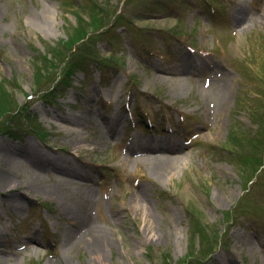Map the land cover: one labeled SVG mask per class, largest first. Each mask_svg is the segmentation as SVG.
<instances>
[{
	"label": "rangeland",
	"instance_id": "374dc122",
	"mask_svg": "<svg viewBox=\"0 0 264 264\" xmlns=\"http://www.w3.org/2000/svg\"><path fill=\"white\" fill-rule=\"evenodd\" d=\"M180 2L0 0V86L20 107L0 146L53 148L74 173L30 183L18 167L26 197L0 200V264H264V0ZM81 107L111 119L101 140L103 122L57 119ZM242 133L259 141L253 168Z\"/></svg>",
	"mask_w": 264,
	"mask_h": 264
},
{
	"label": "bare ground",
	"instance_id": "6f19581e",
	"mask_svg": "<svg viewBox=\"0 0 264 264\" xmlns=\"http://www.w3.org/2000/svg\"><path fill=\"white\" fill-rule=\"evenodd\" d=\"M236 12H241V9H238ZM242 13V12H241ZM247 16L238 17L239 18V25H242L245 23V18ZM259 17V16H257ZM248 19V18H247ZM244 20V21H243ZM247 21V20H246ZM80 112L79 116L76 117H58L59 120H67L71 121L72 123H69L68 126H66L70 132L76 133L81 129H84L87 126H92L97 130L99 121L103 122V133L99 136V140H101L102 136L105 135V133L108 132L111 126V119L107 117H98L97 114L95 118H84V109L81 107L78 109ZM96 122H98L96 124ZM98 131V130H97ZM73 143L82 142V139L76 138L75 140H70ZM151 142V140L149 139ZM164 142V141H163ZM170 142V141H167ZM32 147V146H30ZM30 147L26 148H18V147H7L6 145L0 146V200H8L11 205L14 204L15 207H18V209H21L24 207L23 200H25V194L26 190L23 188H20V186L16 183L15 178L13 177V174L15 171H17L19 166L28 167L32 174H30L29 182L33 183V180L37 179H58L61 183H69L71 179L74 177V173L70 172L68 168L63 167H57L55 163L58 164V160L65 159L64 154H59L57 151L53 148H50L49 151H46L45 149H33ZM152 145H148V149L145 147L141 148L142 152H148V160L154 159L153 152L155 150L153 149ZM178 146H166L162 147L160 149V152L164 153H175L178 152ZM38 156V157H37ZM51 161L55 162L54 164H50ZM143 160V159H142ZM156 161H162V164H164L163 167L166 166L165 171L163 172V175H167L170 173L168 165L173 162L171 159H169L168 155H161L159 158L156 159ZM62 163V162H61ZM49 167V168H48ZM54 172L56 175H54ZM78 176L84 177L83 174H80ZM24 185V184H23ZM93 190L88 189L86 190V194L84 195V198L80 201V204L78 205L79 208L85 209L88 207L92 202L93 197ZM136 197V201L138 203H142V200L145 198L142 192L140 191ZM94 228V227H93ZM35 239V238H34ZM79 241V240H78ZM78 241L73 243V246H71L70 250H68V254L71 253L74 247H77L79 245ZM78 243V244H77ZM71 242L69 241L66 246L70 245ZM0 248H2L0 246ZM104 256V255H103Z\"/></svg>",
	"mask_w": 264,
	"mask_h": 264
},
{
	"label": "trees",
	"instance_id": "16d2710c",
	"mask_svg": "<svg viewBox=\"0 0 264 264\" xmlns=\"http://www.w3.org/2000/svg\"><path fill=\"white\" fill-rule=\"evenodd\" d=\"M83 30V29H81ZM84 31V30H83ZM86 33V32H85ZM87 34V33H86ZM75 44H73L72 46H74ZM71 46V49L69 50V52L64 53L62 55H55V60L57 61V63L60 66L65 65L66 67L68 66L69 62H68V58L69 55L71 54V50L73 49V47ZM72 57H74L72 55ZM50 78L46 79V76L43 75V70L41 68H38V72H37V85L40 87H43L45 85V81H49ZM17 109H20L19 104L16 100V97L13 95L12 92H10L9 90H7L6 87H2L0 86V130L4 131L5 130V125L4 123L13 115H15V113L17 112ZM18 118V117H17ZM30 119H33L35 122H37L36 119L29 117V122ZM23 120V119H20ZM32 120V121H33ZM30 129H34L35 126L30 122ZM264 130V129H263ZM261 133V135L264 134L263 132H257V136L258 134ZM260 135V136H261ZM240 136V140L238 141L239 144L237 145L239 147V151L242 154V156H245V152L247 150V154H246V159L244 158L242 161V165L247 166V167H252L254 166L255 163H257L256 161H258V159H255L257 156H259V153H257V150H259V141L257 138H253V139H249L244 133L239 134ZM245 146H248V149H245ZM262 159H259V164L257 165V169L255 170V175L258 172V169L260 167ZM254 175V176H255ZM194 255V252L191 253V256Z\"/></svg>",
	"mask_w": 264,
	"mask_h": 264
}]
</instances>
